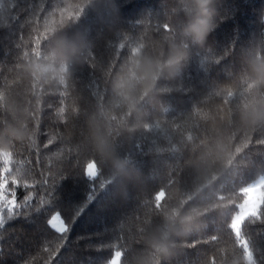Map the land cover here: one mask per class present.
Returning a JSON list of instances; mask_svg holds the SVG:
<instances>
[{"label":"trees","instance_id":"obj_1","mask_svg":"<svg viewBox=\"0 0 264 264\" xmlns=\"http://www.w3.org/2000/svg\"><path fill=\"white\" fill-rule=\"evenodd\" d=\"M179 8L180 0H0V134L24 132L3 135L0 264H134L177 209H194L197 227L174 237L160 264H236L244 254L264 264V184L258 214L232 227L264 176V124L240 122L253 94L248 61L264 57V0H217L216 26L181 76L161 81L139 113L110 108L121 65L136 50H166L173 33L163 26L179 28ZM54 37L82 44L65 84L29 71L37 57L47 62ZM124 119L142 126L128 133ZM93 123L131 161V178L111 175ZM218 145L235 153L227 168L215 163ZM9 190L18 203H4ZM56 215L66 232L50 225Z\"/></svg>","mask_w":264,"mask_h":264},{"label":"clouds","instance_id":"obj_2","mask_svg":"<svg viewBox=\"0 0 264 264\" xmlns=\"http://www.w3.org/2000/svg\"><path fill=\"white\" fill-rule=\"evenodd\" d=\"M216 4L217 0H180L179 12L183 14L184 19L179 28L175 29L168 24L163 26L166 32L173 33L167 41V49L161 47L154 52L143 49L134 51L112 79L110 108L122 110L125 117L139 113L142 104L151 100L161 90V81H173L180 77L191 54L204 47L209 33L216 26ZM2 20L3 17H0V21ZM81 53L82 44L78 40L69 41L65 37H54L47 62L37 57L30 63L29 71L37 81L65 84ZM248 64L252 73L248 85L253 94L241 108L240 122L245 127L254 128L264 124V92L259 91L264 87V57L257 56L249 60ZM101 115L111 116V112ZM121 124L128 133L135 132L142 126L139 119L132 124H128L124 119ZM92 129L95 150L111 175L116 179L131 178V161L116 153L107 135L97 124L93 123ZM3 135L23 139L24 132L22 129L8 128L0 134V155L7 151ZM246 146L245 143L244 147ZM218 149L215 163L221 168H227L232 164L235 153L224 145H218ZM240 150L242 149L238 148L236 152ZM197 221L198 215L194 209L186 212L177 209L166 214L163 223L145 237L146 248L138 255L134 264H160L162 258L171 254L173 238L191 234L197 227ZM236 264H254V261L248 254H244Z\"/></svg>","mask_w":264,"mask_h":264},{"label":"snow or ice","instance_id":"obj_3","mask_svg":"<svg viewBox=\"0 0 264 264\" xmlns=\"http://www.w3.org/2000/svg\"><path fill=\"white\" fill-rule=\"evenodd\" d=\"M4 187L7 188V183H5ZM18 187V185H17ZM249 195L248 199L246 201L247 207L245 208L242 215L235 218V221L232 225L233 228L238 229L240 226V222L246 217V216H256L257 213V207L261 204V201L257 199L253 194L255 193V189H249L248 190ZM7 198L12 201V204L18 203V201L13 200L12 198V190H9L7 194ZM50 225L59 233H64L67 231V226L65 223L62 222V219L59 215H56L50 219ZM58 222V223H57Z\"/></svg>","mask_w":264,"mask_h":264},{"label":"rangeland","instance_id":"obj_4","mask_svg":"<svg viewBox=\"0 0 264 264\" xmlns=\"http://www.w3.org/2000/svg\"><path fill=\"white\" fill-rule=\"evenodd\" d=\"M87 174H88L89 176H91V177L95 175L94 167L92 166V164H89V165H88V168H87ZM263 184H264V176L258 178V179L255 181V183L252 184L251 187L249 188V189H255V193H254L253 195H254L257 199H259V200H260V198H261L260 188H261V186H263ZM249 189H247V192H246V194H247V195H246L247 199H248V195H249V192H248ZM247 199H246V201H247ZM4 203L9 205V204H12V201L8 199V200H5ZM0 206H1V195H0ZM246 207H247V204H246V202H245L241 215L243 214V212H244V210H245ZM234 221H235V220H234ZM235 229H236V228H235Z\"/></svg>","mask_w":264,"mask_h":264}]
</instances>
